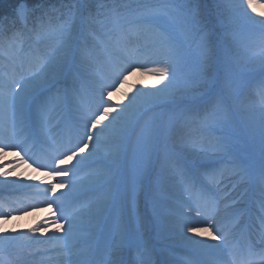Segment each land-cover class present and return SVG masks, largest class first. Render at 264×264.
<instances>
[{
  "label": "snow or ice",
  "instance_id": "1",
  "mask_svg": "<svg viewBox=\"0 0 264 264\" xmlns=\"http://www.w3.org/2000/svg\"><path fill=\"white\" fill-rule=\"evenodd\" d=\"M248 9L255 11L253 0H233L230 5L232 19L254 21ZM28 13L24 4L17 9V16L24 23ZM254 22L261 26V33L255 46L250 47L243 35L228 28L214 37L211 14L201 8L199 0H112L111 7L101 5L95 15L89 12L87 17L83 15L82 0H73L68 11L56 17L55 23L51 17L37 22L32 37L37 45L35 49L29 45L25 51L26 38L22 32L10 36L0 33V132L35 129L36 133H46L51 115L61 105L75 109L83 132L75 144L69 141V146L60 154L62 158H57L55 168L50 169V176H68L70 170L62 166L74 158H77L74 167L83 169L95 165L86 173L80 186H86L93 193L87 207L93 209L98 226L102 228L108 213L118 206L137 228L144 229L153 223L156 227L164 226L154 203L151 221L146 214H141V205L161 145H167L174 130L179 132L181 153L173 150L168 156L172 176L186 190H195L197 204L202 200L208 206L209 214L205 221L190 223L187 221L191 217L181 213L176 225L181 233L186 228L187 233L218 242L208 244L204 239L193 240L186 236L197 246L190 264H218L208 254L209 250L220 249L221 242L227 244L229 232L243 217L249 216L246 230L251 228L264 236V195L254 212L241 207L247 203V194L240 191V186L251 181V174L236 155L234 145L243 123L250 135L258 134L264 154V19ZM92 25H99L104 39H98L90 30ZM88 37L96 42L94 47L99 48L110 62H119L121 53L127 60L110 84L99 85L94 109L75 105L73 85L58 87L66 78L74 81L79 76V69L75 67L78 57L81 60L92 58L86 43ZM141 39L143 49L130 48L133 40ZM42 41H50L43 52L38 47ZM135 54L155 56L157 59L153 62L158 66L145 68L134 59ZM140 69L151 72L157 84L164 83L155 91H138L132 96L125 93L127 103L114 104L109 99L110 90H118V86L127 81V74ZM257 71L260 76L252 97L237 103L246 77H252ZM178 73L182 74L180 78ZM168 104L179 106V111L170 114L165 121L163 113L156 110ZM253 114L258 117L255 127L249 119ZM4 147L0 143V153L6 155ZM86 149L91 150L81 155ZM14 155L22 159L18 152ZM4 168L0 175L7 176L6 164ZM226 171L237 177L238 183L233 184L227 196L218 200L213 185L221 186L219 177ZM65 186L50 182V192L54 194L57 188ZM259 186L264 194V167ZM67 187L78 190L74 182H69ZM154 188L158 190V183ZM44 191L47 195L49 189ZM220 200L227 201L224 208L231 217L223 228L217 226L215 219ZM46 203L49 206L57 204L60 216L52 221L57 231L67 225L63 236L52 237L67 256L70 248L67 240L83 209L66 213L58 198ZM181 207L187 212L192 211L186 205ZM16 211L22 212L21 209ZM200 215L197 210L196 216ZM36 239L35 236L0 234V253L15 247L17 254L22 255L27 245ZM201 255L206 258L198 259ZM229 255L232 264H264V249L257 252L251 245L246 249L233 247L229 249ZM0 264H5L3 259ZM75 264L92 262L82 257ZM104 264L122 262L113 259L105 260Z\"/></svg>",
  "mask_w": 264,
  "mask_h": 264
},
{
  "label": "bare ground",
  "instance_id": "2",
  "mask_svg": "<svg viewBox=\"0 0 264 264\" xmlns=\"http://www.w3.org/2000/svg\"><path fill=\"white\" fill-rule=\"evenodd\" d=\"M23 2L27 8L29 9V13H28V19L27 21H32L35 20L37 17H39L40 15L44 14H48L51 15L52 17L55 15V10L52 4H49L50 0H41L39 3H35V5L33 7H30L26 4L25 1L23 0H14V1H10L7 2V0H5V3H2V5H7L6 8L9 9L10 15H6L4 13H2L1 17H0V25L2 24H6L7 25H16L15 30L13 29L11 32L13 34L14 31L17 30V32L22 31V33L24 34V22L20 21V19H18V17H16L15 14V10L17 9L19 3ZM83 3V1H82ZM97 3V2H96ZM14 5L12 8L10 6ZM55 5V4H54ZM59 5V4H58ZM60 6V5H59ZM253 8L255 9V11H253L252 9H248V11L251 12H259L260 10H262L264 12V4H259L256 1L253 0ZM260 13V12H259ZM1 31V28H0ZM4 32V29L2 30ZM24 31V32H23ZM1 33V32H0ZM31 33V31H30ZM4 35H6L5 33H2ZM11 34V35H12ZM10 36V35H9ZM29 36V38H27ZM24 37L26 38L25 40V51L28 50V46L31 45L32 48H36L37 45L33 42L32 40V35H28V34H24ZM139 42L143 43V40H139ZM48 43L47 41H42L39 44V50L41 52H43L47 47H48ZM15 47V45H13V48ZM141 56V55H140ZM148 58V57H147ZM137 59V57H136ZM153 59H156V57L154 56ZM151 62V59L145 60L144 62H142L145 65V68L150 69L153 67L158 66L157 64L153 63H149ZM11 62L9 64V67L11 68ZM94 78V77H93ZM90 78L87 77V80L89 81ZM127 82V83H126ZM125 82V85L123 84V88L122 85H120L118 87V90L115 89V91H110V96L109 99L115 103V104H125L127 103V98L125 97V93L128 94V96L134 95L133 91L134 86H138L140 91H155L156 88L161 87V85L164 82H161V84H157L156 83V77H154L151 72L146 71L144 69H140L137 71H131L130 74L127 76V81ZM129 84V86L127 85ZM122 88V90L124 91V94L119 95L118 93L120 92V89ZM250 98V96H248ZM247 96L244 94L242 100H246ZM62 107V105H61ZM61 107L59 108V110L61 109ZM59 110L57 112L54 113V115H56L57 113H59ZM60 119V118H59ZM258 120V117H257ZM50 122V121H49ZM107 122V121H105ZM65 127H67V132H65V134L70 132H73L71 129H68V126L66 125V123L64 122H58L56 125L52 126L49 124L47 126V132L46 133H39L42 136H46V134H48V132L52 131L55 134L58 135H62L63 131L62 129H65ZM80 129H77L76 132L79 133V135H81V133L83 132V126L79 127ZM55 130V131H54ZM19 131L21 130H9L7 136V140L6 142L0 139V143L4 144L6 148L4 147V152H6L7 154H3L0 153V173L5 171L4 165L6 164L7 166V171H11V173H7V176L4 175H0V190L1 189H9V190H17L20 191L24 190L25 191H31L32 193L35 194V196H41V195H45V189H49L48 194L51 195L52 198H59L58 202H63V207H64V211L66 213H68V209L71 208L72 205L78 204L79 202L83 203V200L81 201V197L85 195V193H89L91 191H89L87 189L86 186H80V182L82 180H84L85 176L82 179H77L76 181H73L74 183H76L78 185V190L74 191L72 189H70L69 187H67V184L70 182V177L75 176L72 175L73 172L76 173V175H78L79 173L81 174L83 172V169H80L78 167H74V165L76 164V159L74 158L72 161H69L65 166L67 169H69V175L66 177H51L50 176V172H47L45 170H40L37 168H30L29 165L23 160V159H18L16 158V156L14 155L16 152L14 151H9L12 147H14V140L17 138ZM74 133V132H73ZM70 134V133H69ZM102 134V133H100ZM172 135L175 137V143L182 148L181 145V140H180V134L177 131H173ZM91 149H86L85 153H81V155H86ZM252 151V150H251ZM237 154V152H236ZM21 157V156H20ZM256 162H264V154H262L261 151L258 152H254L252 151L250 154V159L249 162H246V166L249 169L254 170L255 169V163ZM259 164V163H258ZM95 165H92L88 168V172L90 171L91 167H94ZM169 178H171L168 181H165V185L163 184V188H165L166 190L168 189L170 192V195L177 197V200H179L181 202V205H186L187 202L185 201L186 199L183 198V194H181V185L179 182H177L175 180V178H173L171 175H169ZM5 181H8L9 183H4ZM50 182L52 184H60V183H64L66 186L64 188H57L56 192L54 194H52L50 192ZM168 185V186H167ZM170 185V186H169ZM153 190H150V186L148 188V196H153ZM62 194H66L68 195V198H66V195H62ZM83 194V195H82ZM180 197V198H179ZM76 198V199H73ZM36 200V198H35ZM67 200V201H66ZM183 200V201H182ZM86 201H87V197H84V204H82L81 209H83V205H86ZM72 202V203H69ZM6 204V203H5ZM161 206H163V208L161 210H159L160 215L163 216V212H168V214H170L168 217V221L167 223H165V225L163 227H157V229L159 230L158 232L160 233V236L157 235L158 232L154 231L155 223L152 224V226L150 228L144 229L145 231L143 232V236L145 237L146 234H149V232L151 233L152 239H155V241L160 242L159 246H160V251H161V247L164 249V253L162 254V260L165 262V264H173V262L171 261L166 248L168 250V248H172V250L181 248L183 250L185 249H189L191 251L194 250V248H196L197 246L191 244L185 237L186 236H191L193 238V240H201L204 239L206 241V243L208 244H217V241L211 240L208 237H199L196 236L193 233H187V229L185 228L183 233H181L180 228L178 225H176V221L178 220V218L174 217L173 214L174 213H179L178 215H180L181 213H183L185 216H190L191 220L187 221L190 223H196V221H205L207 218H204L202 220H200L196 214L193 211L191 212H187L185 210L184 207H181L180 204L173 202V201H167L166 200L162 203V201L160 202ZM149 209L150 206H149ZM13 210H16L13 208ZM149 212V211H148ZM3 213V214H2ZM1 215L2 216H7L6 219H0V234H7L9 235L7 228H10L13 223L20 221V219L22 217H27L26 218V225L28 226V228L22 230L18 235H16L17 237H20L21 235L23 236H35L37 239L31 241L27 247L25 248L24 252L22 255H18L17 254V250H13L12 248L15 247H10L8 249H5L3 253H0V259H3L4 262L6 264H53L54 262H56V260H59L58 262L63 261V263L65 264H74L72 261L74 260V256L71 255H64V253L62 252L61 248H60V244L59 242H56L52 239V237H60L63 236L64 233V228H67V225H64V228H62L61 230L57 231L56 225L52 223L54 218H58L59 217V212L57 211V204H52L49 207H42L40 209V211L38 212L37 217L30 218V215L27 212H17L16 214H13L12 211H2ZM143 214H146L148 216V219L153 218L152 217V213L151 216L150 212L149 214H147V212H143ZM29 215V217H28ZM219 220L217 221V226L218 227H222L220 224V221L223 218H229V214L228 212L225 210V208H221L219 209V212L217 213ZM216 215V218H217ZM77 223V227H80L82 230L90 233H86L84 234L82 231H78V232H74L72 233V236L70 239L67 240V243L70 245L69 248V253L70 251H74L75 248L80 249V244L81 247L85 246V241L87 239H90L91 237H94V234H96L99 231V234H103L108 236L109 238L113 239V243H111V245L114 248H121L123 246V242H124V232L126 229L125 223L123 221V219H114V216L110 215L108 217V219L105 220L103 227H99L98 223H97V217L93 211V209H88V207H84L81 215H80V221H76ZM228 223V222H227ZM131 224V222H130ZM225 225V223L223 224ZM197 226H204L203 224H198ZM224 227V226H223ZM222 227V228H223ZM3 229H5V231H3ZM31 229H37V231L32 232L30 231ZM3 231V232H2ZM155 232L157 234H155ZM215 234V233H214ZM158 236V237H156ZM132 238V234L130 236V240ZM77 245V246H76ZM146 247H149V245L147 244ZM40 248L42 250H37V251H29V250H34ZM162 249V250H163ZM13 250V251H12ZM222 250V244L220 243V249H214V250H209V251H221ZM138 252L135 250V247H131V251L129 253V258L130 262L129 264L132 263V259L138 258ZM144 253V251H143ZM6 254V255H4ZM56 255V256H54ZM80 256H77L78 259L82 258L83 255L79 254ZM202 257H205L204 255H202ZM38 259L37 261L34 262H27L26 259ZM16 259V260H15ZM77 260V259H76ZM134 261V260H133ZM138 264H145L142 261L137 262ZM134 264V263H132Z\"/></svg>",
  "mask_w": 264,
  "mask_h": 264
},
{
  "label": "rangeland",
  "instance_id": "3",
  "mask_svg": "<svg viewBox=\"0 0 264 264\" xmlns=\"http://www.w3.org/2000/svg\"><path fill=\"white\" fill-rule=\"evenodd\" d=\"M82 1H83V15L85 17H87L89 12H91L93 15H95L98 12V10H100L101 5H106L108 7H111V5H112V0H86V1L82 0ZM254 1H256L259 4H264V0H254ZM72 3H73V0H50L49 4H52L53 7H55L54 8L55 16H53V19H52L54 23L56 21V17L61 16L62 14L66 13ZM199 3H200L201 8L205 9L207 12H209L211 14L212 26L215 29L214 37L218 36L225 28H228V30H230V31H234L237 34L243 35V37L245 39V43L247 45H249L250 47L255 46V44L257 43L258 37L261 33V26L259 24H256L254 21H259V20L264 19V15H262V14H264V12L262 10L259 11L260 13L248 11L249 15L254 18V21L233 20L232 19L233 14L230 10V5L233 3V0H199ZM22 4H24V3L23 2L19 3L17 9ZM17 9L15 10L16 17H18L17 16ZM42 16L43 15H40L39 17L42 18ZM18 19H20V18L18 17ZM20 21H21V19H20ZM90 30L94 31L96 33V36L98 37V39H104L103 31L99 27V25H92ZM81 31H82V28H81ZM7 32H6V35H8V36L12 34V32H9V31H7ZM20 32H22V31H20ZM13 33H17V30L14 31ZM27 34L28 35L30 34L33 37V31L31 33H27ZM27 38H29V36ZM47 43L49 45L50 41H47ZM86 43H87V46L92 51V58L87 59V60H81L78 57L77 58L78 63H76L75 67L79 69V73H80L79 76L74 81L70 77L66 78L62 82L61 85H58V87H60V88H64L65 86H68V85L74 86V90L72 91V95L75 98L74 103H75V105H77L80 108H84V105L86 104V100H94L95 101L97 89L101 83H103V84L105 83V76L107 77V74L110 70L115 71V72H110V74L108 75V81L110 79V82H111V79L114 78L116 71H118V69L120 67H123L124 63L127 62L126 58H124L123 53H121V60L119 62H117V61L110 62L108 60L104 61V59L99 60L101 56H104V54L99 48L94 47L96 42L94 40H92L91 37H88ZM136 47L143 49L144 48V41H143V43L142 42H136V43L132 42L130 45V48L134 49ZM135 55L137 56L138 54H135ZM135 55H134V57H135ZM152 58H154V56H150V55H141L139 57L140 62H144L145 60L151 59V62L153 64L154 63L153 61L156 60L157 58L153 59V60H152ZM93 59L95 61H93ZM98 62H105L106 63L105 65H107V67H108V71L104 72L103 68L99 69V67L97 66ZM151 62H149V63H151ZM184 70L186 71V69H184ZM237 71H240V70H237ZM96 73H98V74L96 75ZM259 74H260L259 71H257L256 73H254V75L252 77H246L245 87L241 91L240 97H239L237 103H239V101L242 100L243 94L245 92L251 93L253 95V93H254L253 90H255V87H256V84H254V82L257 80ZM128 75L129 74H127V76ZM181 75H182L181 73H178V78H180ZM219 75L222 77L223 73L221 72ZM86 77L90 78L89 81H87ZM93 77H97V80H96V78H93ZM106 84H109V82H106ZM124 85H125V83H124ZM127 85L129 86V84H127ZM216 86H217V89H219V87H220L219 82H217ZM122 88H123V85H122ZM122 88L120 89V92L118 93L119 95L124 94V91L122 90ZM134 89L135 90L133 91V94L140 91L139 87L136 85L134 86ZM110 91L113 92V91H115V89H112ZM53 92H54V90H53ZM246 99H250V98L247 96ZM229 102L231 103L230 97H229ZM65 111H66L65 112L66 116L68 115V116L73 118L72 121L76 122L77 124H82V122L80 121V118L77 114V111L75 109H73L71 107H66ZM156 111L162 112L163 116H164V120L166 121L170 114H172L175 111H179V106H174V105L168 104V105L163 106L160 109H157ZM51 118L53 119L54 115L51 116ZM249 119L252 122V126L255 127V124L257 122V116L255 114H253ZM105 123H107V122H105ZM1 133H3V132H1ZM21 133H22V131H21ZM4 134L7 135V133H4ZM33 134L36 135L35 133H33ZM19 135L25 136V134H19ZM101 135H103V133ZM20 145H22V144H20ZM31 145L32 144H30L28 147H26V151L28 153H31V150H30ZM234 145L237 149V156L243 164L246 163L247 161H249L250 154L252 151H254V152L261 151L260 139H259L258 134L255 136L250 135L248 128L245 127L243 123H241V127L238 130L237 137L234 140ZM173 150L176 153H181L182 148H180L175 143V137L171 134L170 138L167 141V145L166 146L164 144L161 145V150L159 151L157 157L155 158L151 173L149 175L148 187H147V190L144 194L142 205H141V207H142L141 214L144 215L143 212L145 211V212H147V214H149V212H150L149 216H151L152 204L154 203L156 205V211L159 215V220L164 225H165V223H167V221L169 219L168 216L170 214H168V212H163V216L160 215L159 210H161L163 208V206H161L160 202L162 201V203H163L165 200H166V202L167 201L168 202L169 201L176 202V200H177V197L170 195V192L168 189L166 190L165 188H163V184L165 185V181H168L171 179V178H169L170 173H169L168 169H169L170 165H169L168 156L173 152ZM188 161L189 162L191 161L190 157L188 158ZM197 163H199V162H197ZM255 165L256 166H261V165L264 166V162H261V163L256 162ZM84 169H85V173L82 174L81 176L76 177L75 178L76 180L82 179L84 176H86V173L88 172L87 171L88 168H84ZM7 173H11V171L8 170ZM225 173H228V172L226 171ZM224 178H226V176L219 177L221 184H222ZM235 179L236 180H234L231 183L232 186H233V184L238 183L237 177ZM157 183H158V190H156L154 188V186L157 185ZM258 183H259V177L254 179V180L251 179V181L249 182V184L254 188H256V187L258 188V186H257ZM249 184L244 183L243 185H241L240 191H244L246 193L248 191V185ZM149 186H150V190L154 189L153 193H155V194H152L153 196H150V197L148 196ZM232 186L230 185L227 188V190H225L226 193L231 191ZM258 189H260V188H258ZM213 190H215V187L213 188ZM218 190H219V188H218ZM7 192H8V194H10V191L6 190V193ZM219 192H221V190H219ZM257 196L262 197L261 193H259V192H258ZM10 197H11V199L18 201V203H20V204H26V201L28 199V196H25V199H24L23 197L21 198V196L18 197L17 195L4 196L2 198L4 200L10 202L11 201ZM12 197H14V198H12ZM222 197H224V196H222ZM234 197H235V194H233V198ZM48 198H50V195ZM183 198H184V196H183ZM41 202H43V197L41 198ZM225 203H226V201H225ZM15 205H16V207H18V205L16 203H15ZM149 206L151 209H149ZM223 206H224V204H223ZM1 209L2 208H0V210ZM88 209H92V208L88 207ZM27 211L30 215V218L34 219L38 215V210L35 211V210L31 209V210H26V212ZM113 211H115V216H118V218L120 217L122 219H126L128 217L126 212H124V213L120 212L118 206L114 207L108 213V215H110ZM178 214L174 213L173 216L179 219ZM29 215H28V217H29ZM26 218L27 217H25V216L22 217L20 219V221L13 223V225L10 228H7L9 235L16 236L22 230L28 228V226L26 225ZM77 219L78 218H76V221H77ZM152 219L153 218H151L149 220L151 221ZM128 221L131 222L129 229L131 230V233H133V238L135 239V242H137L138 244H141V245H144V243L147 242L148 244L151 245L149 247L150 251L154 250L155 252L158 253L160 251V249H159V243L160 242L155 241V239H152L151 233H150V235L147 236L146 242H144L145 241V238L143 236V232L145 231L144 228H137L132 223V220L130 218L128 219ZM3 231H5V229H3ZM75 231L76 232H78V231L84 232V230H82L80 227H77V223H76L72 233H74ZM154 231L158 232L159 230L157 229V227H155ZM85 233H86V231H85ZM155 234H157V233L155 232ZM157 235L160 236V233L158 232ZM156 237H158V236H156ZM12 249L17 250L16 248H12ZM39 249L40 248H37L34 250H29V251L30 252L31 251H37ZM40 250H42V249H40ZM111 251H112L111 252L112 258H114V260H118L119 258L117 259V256L119 255L120 251L116 252L114 249L113 250L111 249ZM170 251L171 252L173 251V253H170V256L175 257L176 249L170 250ZM73 253H75V252H72V255H74ZM162 253H163V250L161 248V254ZM4 255H6V254H4ZM77 255L78 254H76L74 257H77ZM54 256H56V255H54ZM147 257H148L149 261L152 260L150 254Z\"/></svg>",
  "mask_w": 264,
  "mask_h": 264
},
{
  "label": "trees",
  "instance_id": "4",
  "mask_svg": "<svg viewBox=\"0 0 264 264\" xmlns=\"http://www.w3.org/2000/svg\"><path fill=\"white\" fill-rule=\"evenodd\" d=\"M10 1H14V0H7V2H10ZM23 1H25L28 6L33 7L36 2L39 3L41 0H23ZM2 3H5V0H0V17L2 13L6 14L7 16L10 15L9 9L6 8L7 5L6 4L2 5ZM13 6L14 5L10 7L12 8ZM0 26H3V24Z\"/></svg>",
  "mask_w": 264,
  "mask_h": 264
}]
</instances>
